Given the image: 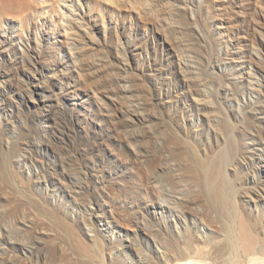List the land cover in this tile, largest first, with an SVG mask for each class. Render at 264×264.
Segmentation results:
<instances>
[{"label":"rangeland","instance_id":"374dc122","mask_svg":"<svg viewBox=\"0 0 264 264\" xmlns=\"http://www.w3.org/2000/svg\"><path fill=\"white\" fill-rule=\"evenodd\" d=\"M188 257L264 264V0H0V264Z\"/></svg>","mask_w":264,"mask_h":264},{"label":"bare ground","instance_id":"6f19581e","mask_svg":"<svg viewBox=\"0 0 264 264\" xmlns=\"http://www.w3.org/2000/svg\"><path fill=\"white\" fill-rule=\"evenodd\" d=\"M185 157H186V155H185ZM186 159H187V158H186ZM187 160H188V159H187ZM189 160H190L191 162H193V163L195 164V166L198 164V163H197L198 161H197V159H196L195 157H191V158H189ZM190 161H189V162H190ZM193 163H192V164H193ZM192 164H191V165H192ZM228 241L230 242V245H231V244H232L231 241H230V240H228ZM231 246H232V245H231ZM231 246H230V247H231ZM233 247H234V246H233ZM230 258H231V257H230ZM228 259H229V257H228ZM228 259H227V260H228ZM232 259H233V258H232ZM234 259H235V258H234ZM200 262H201V261H199V260H196V259L194 260V259L188 257V258L184 259V262H183V263H179V262H178V264H204V263H200ZM176 264H177V263H176ZM207 264H208V263H207ZM209 264H210V263H209ZM231 264H233V263H231Z\"/></svg>","mask_w":264,"mask_h":264}]
</instances>
